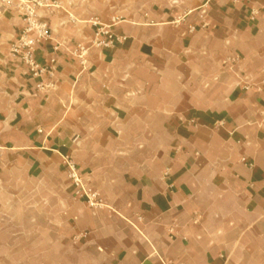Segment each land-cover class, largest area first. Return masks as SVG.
Listing matches in <instances>:
<instances>
[{"label": "crops", "instance_id": "0c3cea01", "mask_svg": "<svg viewBox=\"0 0 264 264\" xmlns=\"http://www.w3.org/2000/svg\"><path fill=\"white\" fill-rule=\"evenodd\" d=\"M61 2L39 12V62L59 45L42 94L9 55L22 18L0 10V264H264V0L119 22L125 42L83 66L91 7ZM64 153L102 209L60 197Z\"/></svg>", "mask_w": 264, "mask_h": 264}, {"label": "built area", "instance_id": "2783aa9c", "mask_svg": "<svg viewBox=\"0 0 264 264\" xmlns=\"http://www.w3.org/2000/svg\"><path fill=\"white\" fill-rule=\"evenodd\" d=\"M61 0H0V10L14 9L21 16L23 28L20 35L9 49L10 57L19 62L25 69L29 79L34 84L36 94L47 93L55 90L57 77L56 53L59 45L52 46V54L45 64L37 59L39 46L52 44L53 39L49 33L46 22L41 21L39 12H44L51 16L55 12L62 10ZM257 13L251 12L252 20ZM93 33L89 40V45L77 44L70 52L72 58L76 59L80 65H84L89 49L105 50L116 45H122L126 38L112 33L111 25H103L98 21H90ZM193 28H191V31ZM244 90H248L247 87ZM264 91V86L257 89ZM62 164L65 168L66 177L73 189L76 199L82 200L86 206L92 210H100L104 203L99 194L91 189L84 181L74 161L68 156H62Z\"/></svg>", "mask_w": 264, "mask_h": 264}, {"label": "rangeland", "instance_id": "374dc122", "mask_svg": "<svg viewBox=\"0 0 264 264\" xmlns=\"http://www.w3.org/2000/svg\"><path fill=\"white\" fill-rule=\"evenodd\" d=\"M206 2L207 0H88L87 4L90 5L92 13L89 22L98 21L103 25H114L124 21L132 22L137 17H139V22L146 23L149 21L148 14L150 13L167 16L166 18L169 22L177 23L198 7L205 5ZM62 156L70 157L76 166H78L70 154L64 153ZM62 156L60 160L64 173L65 168L62 164ZM68 185L69 181L66 175L60 177L59 188L62 199L65 196V192H69ZM88 186L99 194L95 188L90 185ZM63 225L65 226L64 223H61V228ZM72 242L73 245L76 244L74 237L72 238Z\"/></svg>", "mask_w": 264, "mask_h": 264}]
</instances>
